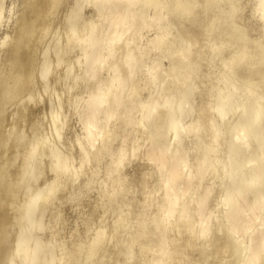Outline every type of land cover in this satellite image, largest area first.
I'll return each instance as SVG.
<instances>
[{
    "label": "bare ground",
    "instance_id": "1",
    "mask_svg": "<svg viewBox=\"0 0 264 264\" xmlns=\"http://www.w3.org/2000/svg\"><path fill=\"white\" fill-rule=\"evenodd\" d=\"M59 1L50 0L48 9L56 7ZM221 1L224 2L219 7L202 8L204 13L213 11L214 14L207 23L210 29L205 28L206 41L196 46L192 45L195 34L180 39L181 32L176 33L177 25L198 18L190 14L198 3L196 0L188 4L184 0H74V7H67L69 10L64 14L63 36L58 35L60 38L57 36L51 46L46 42L48 47L40 54V75L43 80L47 79L41 82L43 95L37 96L33 93L32 81L23 78H31L35 64L29 65L31 71L27 68L28 74L23 76V69L19 68L24 67L21 66L24 62L19 65L17 54L35 32L37 42L32 39L33 43L43 40L51 29L48 25L51 21L34 26L39 18L35 15V19L19 23L18 35L13 38L15 43L12 41V46L0 51V63L6 62L1 65H15V70H8L0 77V122L6 113L4 106L19 97V104L9 112L11 124L6 129L0 124V150L3 149L0 198L10 197L4 209L7 216H1L4 212L0 208V264H55L57 260V264H63L64 257L69 264H85L77 253L85 245L86 259L102 249L106 239L102 221L97 223L92 236L72 241V245L68 244L73 246L70 249L65 243L63 248L61 242L50 238L53 232L49 231V223L45 224L61 214L55 206V210L49 209L50 202L56 197L59 199L66 188L72 191L91 162L95 165L100 158L109 157L104 168L106 184L100 187L99 193L115 208L127 175L124 169L133 156L137 165L145 166L139 188L136 187L144 200L136 224L150 222V226L144 225V231L129 233L128 242L121 243L123 250L114 251L124 257L123 264L132 258L130 246L138 233L146 238L138 248L139 253L157 254L149 264H186L187 261L191 264H264V42L260 39L264 32L252 42L246 35L248 31L236 23L238 0ZM256 4L253 14L264 24V0ZM27 5L34 10L31 4ZM86 6L89 16L83 13ZM2 13L3 0H0V20ZM178 13L184 17L172 21L171 16ZM223 21L220 41L212 45L211 28L215 22ZM7 38L0 36V43ZM160 43L161 48L157 47ZM205 47H209L208 53ZM32 48L37 51L36 46ZM48 48L53 62L47 58ZM29 50L27 46V53ZM218 56L220 65L216 64ZM148 59L150 66L141 67ZM163 60L166 64H162ZM58 68L61 72L56 71V78H50V73ZM211 68L215 69L213 75L199 76L202 70ZM141 70L142 74L138 75ZM48 75L55 84L63 83L64 79L69 81L66 85L64 80L66 88L63 85L68 94L76 88L79 93L65 97L64 91H54V81L50 84ZM197 77L201 85L209 82V87L199 89L198 83L195 84ZM140 88L145 94H138ZM192 90H196V95H191ZM44 98L48 109L29 114L32 126L27 136L25 129L17 128V124L28 119L25 116L30 102L40 104ZM195 101L200 105L195 111H189L190 102ZM64 108H70L72 115H77L81 131L74 133V142L67 135L52 144L51 139H60L68 128L71 113ZM189 118L191 121L187 123ZM47 128L52 131L50 138L45 134ZM9 141L15 145L7 155L11 148L7 146ZM73 143L77 145L78 168L71 154ZM16 161L18 166L14 165L16 169L10 175L8 168ZM43 169L48 174L46 178L40 177ZM132 176H136L134 172ZM108 183L113 186L109 193ZM65 194L60 195V201L66 200L64 197L70 193ZM61 202L58 203L66 204ZM122 217L118 213L116 221H111L113 230L118 229ZM13 225L14 231V228L10 230ZM107 254L104 253L110 260Z\"/></svg>",
    "mask_w": 264,
    "mask_h": 264
},
{
    "label": "rangeland",
    "instance_id": "2",
    "mask_svg": "<svg viewBox=\"0 0 264 264\" xmlns=\"http://www.w3.org/2000/svg\"><path fill=\"white\" fill-rule=\"evenodd\" d=\"M24 1H25L26 4L24 3ZM24 1L23 0H3V13H2L1 20H0V24H1V26H0V36L3 37V35H4V36H7L8 38L6 40H4L3 43H0V51H1V49H3V51H6L10 46H12L11 45L12 44V41H13V43H15V41H16L15 40L16 39L15 37H17L16 35H18V31H19V28L18 27H20V24L19 23L24 22V21H30L31 19H35L34 18V17H36L35 15L39 16V18L37 17V21H35V25L34 26H39L42 23L43 24H47V22L49 20L51 21V22H48V25H49V27H51V29L48 31L47 35L44 36L43 40L38 41V43H37L38 45L36 43H33V40H36L34 42H37V38H35V37H37V35H35V34H37V32H35L34 35L32 36V38H30L29 40H27L26 44L23 43V45L21 46V48H20V50L18 51V54H17V58L19 59L18 61L20 62L19 65L22 62H24L23 63L24 65L22 64L21 66H24L25 69H24V67L19 68V69H23V71L21 70L23 72L22 73L23 76H25V74H28V71L31 69V66H29V65L35 64V65H32V71L33 72H31V78H28V76L23 77V78H25L27 80L30 79L29 82L32 81L31 83L34 84L33 91L35 90V92H33V91L32 92L34 94L37 93L35 96H37V95H43L42 93L44 91L42 92V90H43L42 87L43 86L41 84H43L44 81L46 82L47 77L45 78V80H43L41 78V75H40V68L38 66V65H40L39 62H41V56H40V54H41V52H42V50L44 48H46L48 46H51V43L53 42V40H55V39L57 40L58 38H60L61 36H63L64 26H65V23H64L65 22L64 21V14L70 8L74 7V5L72 6V4L74 3L73 2L74 0H60L59 3H58V5L56 7H54V8H52L51 10L48 9V7H50V0H32V1L29 0L30 2L28 0L27 1L24 0ZM196 1H198V3H196L193 6V8L190 10V14L192 16L194 15V17L197 16L199 19L196 17L197 19H193V18L192 19H187V21L185 23L184 22L183 23H180L179 25H177V31H176V33L181 32L182 37L180 39H183V38L187 39V38H190V36L192 35V33L195 34V36H196L195 37V42L192 45L196 44V46H197V45L203 44V42L206 41V39H207V35H206L207 30L205 28H206V26L208 28V24L207 23H210V19L212 18V15L214 14L213 11L212 12L208 11V12H205L204 13L203 10H202V8H204V7H212V8L213 7H219V6H221L223 4L224 1L223 2L221 0H209V1L196 0ZM184 2L188 4V3L193 2V0H184ZM257 2H258V0H238V6H239L238 9H239V11L237 12V17L235 19L236 20V23L238 25H240V27H243V28H245L248 31L246 33V35L250 38V40L252 42H253V40H257L258 38H260V34L264 32V28H263L264 27V24L261 23V21L259 19L257 20V18L255 17V15L253 14V11H254V9L257 6V4H256ZM27 4H31L32 7L34 8V10H32L31 7L29 9V7H27L28 6ZM38 4H39V6H37ZM23 5H24V7L26 6L25 11L23 10V8H24ZM38 7L40 9L41 8L42 9H41V11H40V9H38L40 12L38 11L36 13H39V14H36L34 11L37 10ZM88 9H89V7H88ZM43 10H46V11H43ZM48 10H49V12H48ZM32 11L34 13H31ZM88 11L89 10H87V6L84 7L83 13H85V15H88V14L91 15L90 11L89 12ZM42 12H43V15H42ZM46 12L50 13V14L47 13V16L50 17L49 19H48L47 16H45L46 15ZM44 13H45V15H44ZM40 15H41V17H40ZM183 15L184 14L178 13V14H176L174 16H171L170 19L172 21H179L181 18L184 17ZM43 16L45 18L47 17L45 21H44L45 18L44 19L42 18ZM201 16L203 18V21H201ZM22 17H23V19H22ZM21 20H23V21H21ZM40 20H43L44 22H42ZM201 22H204V23H201ZM224 22L225 21L221 22L220 24L215 22V26L211 28L210 34H212V37H210L211 38L210 42L212 43V45L213 44L216 45L220 41L219 32H220L221 29H224V28H222L223 25H221ZM17 24H18V26H16ZM99 25H101L100 22H99ZM40 26H42V25H40ZM54 29H55L56 32L53 31ZM208 29H210V28H208ZM189 30H190V32H189ZM260 30H261V32H260ZM14 31H15V33H14ZM16 31H17V33H16ZM148 31L150 32V30H148ZM54 34H55V36H54ZM58 35H60V37ZM57 36H58V38H57ZM13 38H15L14 39L15 41L13 40ZM149 39H152V37H150ZM260 39H262V41L264 42V36H262V38H260ZM48 40H49V42H48ZM213 40H214V42H213ZM46 42L48 43V46H46ZM28 43H31V44L28 45ZM39 43L42 44V46ZM31 45H32V47H35L36 46V48H37L36 49L37 50L36 52H34L35 51L34 50L35 48L33 49L31 47ZM27 46H28V50L30 49L29 47H31V49H32L31 50V53H30V50L28 51L29 53H27ZM157 47L161 48L162 47V44L161 43L158 44ZM3 51L1 53H3ZM47 51H48L47 52V58H49V61L50 62H53L54 59H53L51 50L48 48ZM204 51H205V53H208L207 51H209V47H205ZM222 52H225V50H223ZM26 57H30V59L29 58H26ZM150 57H151V55H150ZM219 57L220 56H218V58H217L216 64H219L220 65L221 61L219 60ZM31 59L34 61V63L32 61V63L28 64L31 61ZM25 60H26L27 63L25 62ZM1 63H6V62H1ZM1 63H0V67H1V69H0V77L3 76L5 72L7 73L8 70L9 71L10 70H15V65H12L11 66L9 64H5L6 66H8V67H6L4 64L1 65ZM27 64H28V66L26 67ZM162 64H166V62L163 60L162 61ZM3 65H4V67H3ZM147 66H150L149 59L145 62L144 65L143 64L141 65V67H147ZM27 68L29 70H27ZM2 69H4L5 71L2 70ZM59 69H61V68L55 69V71H53V73H50L52 77H50V75H48V80L47 81L48 82L50 81V84H52L53 81H54V80L52 81L53 77L56 78V74H55L56 71H57V73L61 72V70H59ZM24 70H26V71L24 72ZM58 70H59V72H58ZM202 71H203V73H200L199 76H201V77L204 78V77H210L211 75H213L215 69L211 68V70L210 69H206V70H202ZM139 74H142V70L138 72V75ZM49 77L52 78V79H50ZM198 78H200V77H197V79H195V84L198 83L197 85H198L199 89H204V87H207V86L209 87V82H205L204 81L203 82V85H201L200 80ZM25 79H22L21 81H24ZM64 80H63V83L62 82H59V83L57 82V83L60 86L63 87V85L65 83L67 85V82H69L67 80H65L66 81L65 82ZM41 82H43V83H41ZM58 84H55V81H54V84H52V86L54 85V87H55L54 89L55 90L54 89L53 90L56 91V92H61V91H62V93L65 92V94H64L65 97H67L70 94L71 95H77L79 93V89L76 88V89H73L72 92H70V94H68L67 93L68 91L65 89L66 88V85H64L65 88L63 87L64 88V90H63V88L60 87ZM195 93H196V90L195 91L192 90L191 95H193ZM138 94H145V92L142 90V88H140L139 91H138ZM18 96H16V97H18ZM13 99H15V98H13ZM44 99L45 100H42L41 101L43 103L40 102V104L39 103L38 104L37 103L35 104V103H31V102H30V104L28 103L29 105H31L32 107L34 106V107L32 108L31 106L27 105V107H28L27 108V112L28 113L26 114V111H25L26 116L25 115L24 116L25 117H28V119L27 118L25 119V117H24V119H25L24 120L25 121L24 123H22L21 121H19L21 123L19 125L17 124V126H19L17 128H20L21 127L22 130L25 129L23 131L24 133L30 130V128H31L30 126H32V124H31L32 121H31V118H30L31 115L32 114H35V113H39L41 111L42 112H46L47 109H48V105L46 103L47 102L46 101V98H44ZM207 99L208 98H206L205 101H207ZM17 103L19 104V97H18V99L16 98L15 100H11L10 102H8V104H6L4 106V110H6V113H5V116H4L3 120L0 122V124L2 125V127H4V129L8 128V126L11 124V120H10V115L11 114L9 112L10 111L12 112L13 110H15L14 108L17 105ZM25 103L27 104V102H25ZM149 103L150 102H148L147 104H149ZM198 103L199 102H197V101H195L193 104H191V102H190V110L189 111H192V110L195 111L197 109L198 105H200ZM22 104L24 105L23 102L21 103V105ZM21 105H18V106L22 107L23 105L22 106ZM18 106H17V108L19 109L20 107H18ZM8 108H9V110H8ZM29 108H30V110H29ZM39 109H41V110H39ZM28 110L30 111V113H29ZM64 110H68V111H65L67 113L68 112L71 113V111H72V110L70 111V108L69 109L68 108H64ZM64 110H63V112H64ZM29 114H31L30 117H29ZM70 115L72 116V118L70 116L67 130L64 131L65 133H62V135L60 136V139H59V137L57 139L56 138H52L51 139V143L52 144L57 143L62 138H66L67 135H68L67 137H69L68 139L71 142H74V139L73 138L76 136V134H74V133H76L78 131L79 134H80V131H81V122L80 121H79L80 123L78 122L77 115H72V113ZM135 117H136V115H135ZM28 120H30L31 123H29ZM189 120L191 121V118H189L187 120L188 121L187 123L190 122ZM25 123L28 124L27 125L28 127H26V124ZM45 124H46V122L44 121V126H45ZM22 125H23V127H22ZM78 126H79V128H78ZM24 127H26V128H24ZM71 128H72L73 132H72ZM47 129H48V131L46 130L45 131V134H48L49 135L50 132H51L50 134H52L51 129L50 128H47ZM26 134L28 136L30 134V131H29V134H28V132L25 133V135ZM79 134L77 133V136ZM73 135H75V136H73ZM46 137H48V136H46ZM49 138H50V135H49ZM141 141H139V142H141ZM11 142H12L13 145L11 144ZM14 145L15 144L13 143V141H9L8 142V145L7 146H10L11 148L7 147V148H9L8 149L9 152H7V155L12 151V149H14ZM12 146H13V148H12ZM2 150H0V154H1ZM71 154H72L74 166H76V165L78 166V164H79L78 161L79 160L76 161L77 160V157H76L77 156V145L74 144V146L72 148V151H71ZM133 157L132 158L131 157L129 158V164H127L126 167H125V169H124V172H126V174H127L126 176L127 177L124 176L125 183L123 182V186L120 188V192H119L120 193L119 203L117 204V206L115 208H113V206L111 205V202H108L105 198H102L100 196V193H99L100 187H102V186H104L106 184L105 181H106L107 177H106V175L104 173V168L107 166L106 163L108 161H110V158L109 157H106V158L105 157H102V158H100V160H99V162L97 164L93 165V163L91 162V165L90 166H86L84 168L83 174L80 176V179L77 180L76 185L72 189V191L70 190L71 188L70 189L66 188L65 190L67 192L65 190H63L61 192L60 195H63L65 193H66L65 195H68L70 193L68 196H65L64 197V198H66V200L65 199H64V201L61 200L62 201L61 202L59 200L60 199V195H59L58 196L59 199L56 197L53 200V202L52 201L50 202L51 205L49 206V209L52 208L51 210H55L56 208L57 209L59 208L57 210V212L60 211V213H61L60 214V217L61 218L59 217L58 219H60V220L63 219V220L60 222L58 219H56L57 221L56 220H52L51 221L52 223L51 222H47V223L45 222V224L47 225L49 223V224H51L53 226L52 227L49 224L47 225L48 227L50 226L49 231L51 233L52 232L54 233V234L52 233L53 236L51 235L52 237H50V238L52 240L56 239L59 242H61L60 244L62 245L63 248H65V243H67L66 244L67 249H70L73 246L70 247V246H68V244L69 245L70 244L72 245L76 239H79V238L81 239V237L88 238V237H90V235L92 236V234L94 233L95 228L97 226V223H99V221H102L101 226L103 227L104 233L106 234V239H105V241L103 243L102 249L100 251H98L95 255H92V256H90V257H88L86 259L84 258V254H83L84 253V250L86 248L85 245H83V247L81 248V250L78 251V253H77L78 259H80L85 264H110V262H111V264L114 263V262L117 263V264H123L124 262H122V261H124V259H123L124 257L122 255H117V253H115L114 251H120L121 249L123 250V247H121L122 246L121 243L124 242V241H125V243L128 242V240L131 237V236L129 237V233H131L132 231L134 232L136 230H140V229L144 231V225L150 226V222H142V223H140L138 225L136 224L137 217H138L139 213L141 212L142 202L144 203V200L141 199L143 197H142V195L139 192H137V188L136 187L140 184L138 181L143 178V176L140 175V174L141 173L143 174L144 171H142V170L145 169V166L137 165L136 164V159H135V157L134 158ZM17 161L19 162V160H17ZM17 161H16L15 164L11 165L12 168H10L11 166L8 168V172L10 173V175H12L14 173L16 167L18 166V164H17L18 162ZM46 163H47V161H46ZM46 163L44 164L43 168H45ZM85 165H87V164H85ZM12 169L14 171H12ZM128 169H130V170H128ZM135 170H137V171H135ZM42 171H41V173H42ZM132 171L134 172V174L136 176L139 175V177L137 176V178H139L138 180L135 179L136 176H132L133 175V172ZM136 172H138V173H136ZM47 175L48 174L45 173V170H44L43 171V175L41 176V174H40V177L41 178H44V177L46 178ZM131 177L132 178L134 177V178L132 179ZM6 180H8V179L6 178ZM6 180H4V181H6ZM87 180H88V182H87ZM101 180L103 182V185L101 184L102 183ZM77 185H78V187H76ZM112 188H113L112 184L108 183V185H107V192L109 193L112 190ZM138 188H139V186H138ZM67 189L70 190V191H68ZM74 190H75V194H73V196H72V193H73ZM91 190H93V191H91ZM134 191H136L137 194ZM79 192H80V195L78 194ZM123 194H125V195H123ZM76 196H78V198ZM3 197L4 198H0V199H5V198L9 197V195L7 197L6 196H3ZM57 199H58V202L59 203L60 202L61 203L66 202V204L65 203H64L65 205L59 204L57 202ZM8 200H10V197H9V199H5V200H2V202H0V208H2V211L4 212V215H3V213L1 214V216H3V217L4 216H7L5 214L4 209H5V207H7V204L9 203ZM69 201L71 203H69ZM106 205L109 206V207H106ZM53 206H55L56 208L53 207ZM104 206L107 208V210H106V208ZM117 207H119V208H117ZM60 209H62V211ZM102 209H104V210H102ZM96 210H97V212H96ZM99 210H100V212H102V215L99 212ZM117 210H119V211H117ZM85 213H87V214H85ZM118 213H121L123 217H122V220L120 221V224H118V226H119L118 229L113 230L114 224L112 225V222L113 221L114 222L116 221ZM83 214H84V216H83ZM87 215H89V216H87ZM98 215H100L99 218H98ZM84 222L87 223V226L85 225ZM79 223L80 224L82 223L83 225L82 224L80 225ZM60 224H61V226H60ZM92 224H93V226H92ZM126 228H127V231H126ZM12 229L14 231L16 229V227L14 226V227L10 228V230H12ZM51 229H52V231H51ZM71 229H72V231H71ZM122 229L124 230V234H123ZM210 229L212 230L213 227H210ZM68 230H69V232H68ZM73 230L75 232H73ZM87 231L88 232L90 231V232L88 233ZM70 232H72V233L69 234ZM9 234H10V236L12 238V235H13L12 232L11 233L9 232ZM59 236H60V238H59ZM8 237H9V235H8ZM9 238H8V240H9ZM133 238L135 240H133V244L130 246V248H132V258H131V260L129 261L128 264H136V263L138 264V262H137L138 260L143 261L146 264H149V263L153 262V260L156 259L157 254H155L153 252H146V253L144 252V253L140 254L139 253V250H138L141 242L143 240H145L146 238H143L141 236V234L139 235V233H138V235L133 236ZM153 239H154V237H153ZM8 240H7V242H8ZM117 240L120 241V243H117L118 242ZM72 241H73V243H72ZM60 244H59V246H61ZM118 244H120L119 245L120 249L118 248ZM2 246H3V244H2ZM108 246L109 247L111 246V247L109 248V250L107 249L106 252H105V248L108 247ZM113 246L115 248H112ZM108 252H109V255L111 256L110 257V260L111 261L109 260V256H108V259L106 258L107 255H108L107 254ZM104 253L107 254V255L105 256ZM190 255H191V253H190ZM191 257H192V255H191ZM65 259L66 258L64 257V260H62V263L63 264L68 263L69 264V262H66ZM57 262H58V260L56 261L55 264H57ZM186 264H191V263L187 261Z\"/></svg>",
    "mask_w": 264,
    "mask_h": 264
}]
</instances>
